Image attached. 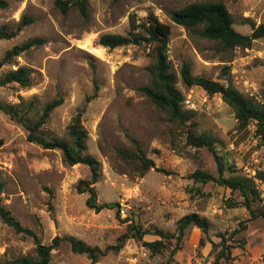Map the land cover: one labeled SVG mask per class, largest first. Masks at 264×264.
<instances>
[{
	"label": "rangeland",
	"instance_id": "rangeland-1",
	"mask_svg": "<svg viewBox=\"0 0 264 264\" xmlns=\"http://www.w3.org/2000/svg\"><path fill=\"white\" fill-rule=\"evenodd\" d=\"M6 1L8 7L0 9V28L17 24L25 15L33 22L16 37L0 39V61L8 50L31 38H43L45 43L0 68V79L19 66L33 71L29 88L0 87V102L12 106L22 97L23 110L33 101L34 120L47 103L62 97L63 105L42 132L66 140L71 119L84 110L87 152L102 165L95 185L98 203L119 204L100 212L87 207L88 194H80L77 186L90 179L89 167L69 166L60 150L30 143L25 128L0 111L2 204L15 218L45 245L56 236L74 237L106 251L117 245L131 221L152 231L143 242L164 244L153 254L142 242L127 240L121 251L108 250L96 264H259L264 256L263 199L251 201L256 213L252 217L239 192L215 182H195L191 176L198 168L218 177V166L206 147L187 146L186 136L209 135L223 160L225 176L233 168L250 178L256 170H264V139L253 124L238 128L233 110L220 94L209 96L201 87L185 86L182 69L187 65L193 76L233 86L264 103V38L250 48L226 49L202 37L200 29L177 25L170 13L193 3L221 2L233 17L234 28L250 34L264 23V0H89L87 17L76 8L63 14L57 0ZM133 15L139 23L153 15L171 27L168 60L177 75V88L191 101L190 107L183 104V110L193 112L185 124L170 122L167 113L139 91L152 78L147 67L154 59L148 46L109 49L99 44L103 35L127 34ZM94 94L96 98L86 103ZM124 154L133 158L144 154L154 167L145 170L139 160ZM255 182L263 193L264 184ZM190 214L207 219V233L191 225L179 242L153 233L177 234L179 221ZM126 219L131 221L125 223ZM222 243L228 247L227 259L219 256ZM35 248L34 238L17 233L0 218V262L34 253ZM50 264L93 263L63 241L52 252Z\"/></svg>",
	"mask_w": 264,
	"mask_h": 264
},
{
	"label": "trees",
	"instance_id": "trees-1",
	"mask_svg": "<svg viewBox=\"0 0 264 264\" xmlns=\"http://www.w3.org/2000/svg\"><path fill=\"white\" fill-rule=\"evenodd\" d=\"M119 1V0H114ZM6 0H0V9L8 7ZM57 8L66 14L72 8H76L83 17H87L89 0H57ZM171 20L177 25L183 26L188 30L200 29V35L210 40L218 41L226 49L250 48L256 40L264 38V23L253 27L250 34H243L234 28V20L225 4L221 2L193 3L183 7L180 10L170 13ZM33 20L28 16L13 25H3L0 28V39H12L16 37ZM171 36V27L168 24L160 22L157 17L150 16L147 22L139 23L133 15L130 17V29L127 34H106L100 37L99 44L109 49H116L127 45L141 46L146 45L151 49V55L154 62L147 67L151 74L149 85L139 88V91L146 95L160 110L165 111L170 122L185 124L193 115L192 111L183 110L185 97L177 88V75L172 69L168 60V47ZM45 43L43 38H31L20 46H15L8 50L0 61V68L10 63L13 58L19 57L22 53L33 48L39 47ZM32 69L26 66H19L17 69H11L0 79V87L10 84H17L22 88L31 86ZM183 83L187 87L198 86L207 92L209 96L220 94L222 100L233 110L239 129H246L250 124L255 126L258 135L264 139V103L258 102L253 98H248L233 86H225L219 82L213 81L205 76H193L190 68L185 65L182 69ZM87 98L86 103L96 98ZM21 104L25 101L20 98ZM20 103L12 106L3 105L0 102V111L8 115L13 121L21 125L28 132L27 140L30 143L40 145L47 150H60L63 161L69 166L77 164L87 165L91 171L89 180H81L77 186L80 194L87 193V207L100 212L108 208L118 207L117 203L100 204L97 200L95 185L102 176V165L92 155L87 152L88 131L83 123L84 110L78 112L70 121L67 127V137L64 139L58 136L47 137L42 128L51 120L52 113L64 103L62 97L47 103L41 113L34 120L31 118L33 101L27 102V108L21 109ZM132 143L138 146L137 140L129 136ZM1 145V142H0ZM186 145L195 149L206 147L214 156L219 176L216 177L210 172L198 168L193 174L192 179L198 183L207 184L215 182L220 186L229 188L232 192H239L244 198V205L252 217H256L252 209L251 201L259 200L261 193L256 189V182L264 183V170H256L253 177H247L240 171L229 168V176H225L226 168L221 156L215 147V140L209 135L203 133L195 135L188 132L186 136ZM141 150V149H140ZM130 160H139L145 170L154 167L153 160L146 158L144 154L139 158H133L131 154H124ZM5 183L0 171V218L17 233L32 237L35 240L36 248L34 253L21 255L12 259L0 262V264H50L52 252L57 249L61 242L68 241L74 253L86 255L93 264H96L106 255L108 250L116 252L121 251L127 240L142 242L143 245L153 254L162 250L163 241L143 242L144 237L152 234L150 230H144L135 221L126 219L129 223L126 231L119 237L115 246L102 251L98 247H92L80 239L74 237L56 236L50 245L41 243L34 231L24 227L19 220L2 204V194ZM194 225L207 233L209 222L198 214L184 216L178 224L177 234H165L161 230H155L153 233L165 239H176L178 242L185 237L186 229ZM224 242V241H223ZM203 244V242H202ZM220 257L228 258V247L222 243ZM170 264V263H168Z\"/></svg>",
	"mask_w": 264,
	"mask_h": 264
},
{
	"label": "built area",
	"instance_id": "built-area-1",
	"mask_svg": "<svg viewBox=\"0 0 264 264\" xmlns=\"http://www.w3.org/2000/svg\"><path fill=\"white\" fill-rule=\"evenodd\" d=\"M184 104L188 107H190V105H191V101L189 100V99H185V101H184ZM260 182V181H259ZM261 184H264V183H262V182H260ZM261 198L263 199V203H264V192L263 193H261ZM122 213H124V211H122ZM259 264H264V256H261L260 257V260H259Z\"/></svg>",
	"mask_w": 264,
	"mask_h": 264
}]
</instances>
